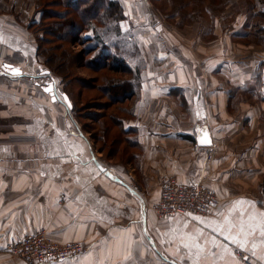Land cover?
Returning <instances> with one entry per match:
<instances>
[{
  "label": "crops",
  "instance_id": "crops-1",
  "mask_svg": "<svg viewBox=\"0 0 264 264\" xmlns=\"http://www.w3.org/2000/svg\"><path fill=\"white\" fill-rule=\"evenodd\" d=\"M40 1L0 0V67L21 69L0 73L12 81L32 79L35 68L48 73L35 60L39 44L32 23L42 17L35 13ZM118 1L125 11L137 2ZM128 15L144 24L141 15ZM211 15L179 27L169 23V34L143 27L151 35L138 44L140 87L131 98L133 118L127 120L138 156L133 169L123 166L127 175L102 172L91 140L45 84L39 85L38 108L61 105L63 123L72 120V126L66 127V143L63 138L62 146H45V158L37 157L42 163L53 159L41 175L30 152L34 106L11 101L10 115L0 114L14 125L0 128V264H27L6 248L41 226L60 241L89 246L78 257L47 264H264L259 230L264 223V21L246 26L243 12L230 25L225 12ZM22 82L23 93L29 83ZM207 133L212 143L203 144ZM36 140L43 144L39 136ZM18 149L28 158H17ZM169 176L181 182L203 179L216 194L212 211L158 214L154 206ZM241 252L251 255L250 263Z\"/></svg>",
  "mask_w": 264,
  "mask_h": 264
},
{
  "label": "rangeland",
  "instance_id": "rangeland-1",
  "mask_svg": "<svg viewBox=\"0 0 264 264\" xmlns=\"http://www.w3.org/2000/svg\"><path fill=\"white\" fill-rule=\"evenodd\" d=\"M136 1L135 6L131 5L129 6L130 8H126V15L124 18L119 19L116 15L115 20L111 18L106 20L105 24L103 23L100 25L95 23L96 27L99 29L97 34H99L102 38V41H99L98 38H94L92 42L88 43L84 42V39L86 38L84 36L92 34L91 30H85L84 35L82 33L83 39L81 38V40H76V36L70 32V30L72 31V26L74 24H71V28L67 29V36L65 38H59L53 35L54 33L57 34L60 32V29L63 30V26L66 22H72V20L79 22L81 12L78 8L75 9L72 6V9H70V7L66 5V0H41L35 9V13H42L43 18L45 19L44 22L36 25L34 24L32 27L37 38L40 35H45L47 38L39 40L42 47L41 52L38 51L35 60H37L36 62L39 63L44 70H46V68H51L52 71L49 72L47 70V74L41 75L44 71L40 73L37 68H35L33 72L36 73H34L35 75H33L32 79L29 77L21 78L23 81H27L29 83V87L27 88L28 91H24L22 93V80H10L8 76L3 75V73H10L4 70L3 65L0 67V72H3L0 73V114L3 116L10 115L9 108L11 107L12 100H17V102H20L21 104L24 103V101H30L34 106L32 114L35 137L33 147L30 152L34 153V169L35 171H40L41 175L45 174L44 172L47 170L45 167L47 160L53 159H44V162L42 163L38 161L37 157L45 158L43 155V148L45 146L50 145L51 147H55L63 145V138L66 139L67 136L66 127L72 126V120H67L66 124L68 123L69 125H65V123H63L61 113H63L64 108L61 105L56 106L50 103L47 111H40L38 107L41 105V100L38 99V97H41L40 95H42V89L39 85H49L54 81L56 91H58L60 95L61 92H66L69 97H71L70 99L74 108L72 107L71 109H68L69 111L71 110V116L77 120V123L91 140L93 147L91 152H93V154L95 153L94 156H97V159L102 161V171H105L108 167H112L116 173L124 176L127 175L128 169L125 170V167L123 166L129 163V167L128 165L127 167L129 169H133V163H136L134 158L135 156H138V149L130 146L129 144V141L135 140L134 135H127L126 132L121 131L122 125L124 128H127L128 118H133L132 111H130V114L128 115L120 112L124 106L130 108L133 106L131 101L132 97H129L124 103L116 102V100L113 99L116 98V89H113L114 92L109 94L107 89L110 86L104 83L106 79L103 77L104 74L107 76H117L119 78L117 80L120 82L124 80L126 81L127 79H135V75L134 73H126L124 71L115 72L110 68V65H115L112 60L108 58L104 59V61H106L104 66L94 69L90 64V58L93 56V53H95V50L100 52V48H102L105 51L110 52L113 55L114 61H123L126 65L132 68L133 71H136L140 70L142 65L137 49L138 44H140V41L143 39L147 40V37L151 35L147 33L148 30L151 32L152 30L163 31L169 34L168 32L170 31L171 25L169 23L178 25V27L184 26L186 22L193 21V19L196 18L198 19L200 16H205L206 18L208 16H212L211 14L213 10L225 12V20L230 25H233L235 18L243 12L248 15L246 26H250L251 23L253 24V22L258 20L264 21V19L259 16L252 18L248 10H237V3L235 0H228V2L221 5V7L217 5L219 2L215 3L210 0H205L203 2L200 0ZM185 1L187 4L181 6V2L185 3ZM104 3L106 5L107 1H104ZM127 13L141 15V17H143L144 24L142 21H134ZM54 15H60L61 18H57ZM64 18H66V22H63ZM78 25L79 24L76 23L75 26ZM144 26H146L148 30L144 29ZM50 30L52 33H50ZM233 38L235 40L237 39L235 36H233ZM248 41H251V38L243 39L244 43ZM37 43L39 44L38 41ZM92 47L97 49H95L91 54H86L85 48ZM121 68L122 67H118V69ZM34 84H37V90H35L36 87ZM114 93L116 94L113 95ZM32 94L33 98L30 99L29 97ZM26 96L28 98H26ZM122 97L124 98L125 96H122L121 94L118 96V98ZM113 101L115 105H110ZM3 103H6L7 105L3 107ZM13 127L14 125L12 124V120L0 119V128L12 129ZM46 130L49 131L47 132ZM130 130L132 131V129ZM44 132L45 134L43 135V138H41V135ZM38 136L43 140L42 145L39 144L38 140H36V137ZM64 142L66 143L67 139ZM60 149L61 148H57L56 151L61 152ZM22 152L23 151H20V149L16 151L17 158H28L25 155L20 156V154L25 153ZM50 235L55 238L51 233ZM9 255L20 258L12 255L10 252ZM26 263L28 264V262Z\"/></svg>",
  "mask_w": 264,
  "mask_h": 264
},
{
  "label": "built area",
  "instance_id": "built-area-1",
  "mask_svg": "<svg viewBox=\"0 0 264 264\" xmlns=\"http://www.w3.org/2000/svg\"><path fill=\"white\" fill-rule=\"evenodd\" d=\"M213 155V150H210L208 159H212ZM102 172L117 175L112 167ZM216 203L215 191L203 179L181 182L169 176L161 182V198L154 208L161 216L207 215ZM6 249L28 264H46L79 256L87 252L89 246L80 241H60L50 235L47 227L42 226L14 240ZM240 255L246 262H251L250 254L241 252Z\"/></svg>",
  "mask_w": 264,
  "mask_h": 264
},
{
  "label": "trees",
  "instance_id": "trees-1",
  "mask_svg": "<svg viewBox=\"0 0 264 264\" xmlns=\"http://www.w3.org/2000/svg\"><path fill=\"white\" fill-rule=\"evenodd\" d=\"M104 1H107L106 5L104 3ZM184 1V0H183ZM195 1V0H193ZM200 1H205V0H200ZM212 2H219V4H217L219 7H221V5L225 4L226 2H228V0H210ZM247 0L245 1L242 5H236V9L239 10V8H241L242 10H248L250 16H259V17H264V11H262V4H264V0ZM181 6H184L187 4V2L185 1V3L181 2ZM66 5L70 7V9H72V6L76 9L78 8L81 12V17L79 22L77 21H68L66 22V18L63 19V22H66V24L63 26V30L60 29L57 34L54 33L53 35H55L56 37L59 38H65L67 36V29L71 28V24H74L72 26V31L70 30L71 34L76 36V40H81L82 33L84 35L85 30H91L92 34H89L84 40V42H92V40L94 38H98L99 41H102V38L99 36L98 33V28L96 27L95 23H98L100 25H102L103 23L105 24L106 20L109 19H116V15L118 16L119 19H122L125 17L126 13L125 10L123 8V6L121 5V3L118 0H66ZM73 8V9H74ZM245 8V9H243ZM56 16V15H54ZM64 16V15H63ZM57 18H61L60 15L56 16ZM43 15L40 19L34 20L33 21V25L38 24V23H42L44 22ZM62 22V24H63ZM71 22V23H70ZM76 23H78V26H75ZM67 26V28H66ZM50 33H52V31L50 30ZM48 35V34H46ZM89 36V37H88ZM47 36L45 35H40L37 38V41L39 42V48L38 51L41 52V43L39 40H44L46 39ZM83 39V38H82ZM97 48H85V52L86 54H91L94 52V50ZM84 52V54H85ZM83 54V56H84ZM105 58H108L110 60H112L113 64L115 66L110 65V68L112 70H114L115 72L121 71V72H126V73H134L135 75V79H127L126 81H120L117 80L119 79L117 76H107L106 74H104V79H106L104 81L105 84H107L108 86H110L107 89V92L109 94L113 93L114 90L116 89V93H114L113 95L116 94V98H113L114 100H116V102H121L124 103L125 100L127 101L129 97H134L137 94V90L140 87V70H136L133 71L132 68H130L128 65H126L123 61L121 62L120 60L118 61H114L113 60V55L110 52L105 51L104 49L100 48V52H97V50H95V53H93V56H91L90 58V64L91 66L96 69L97 67H101L104 66V64H106V61H104ZM116 58V57H115ZM118 59V58H116ZM92 61V63H91ZM118 67H122L121 69H118ZM46 70H48L49 72H51V68H46ZM45 74V73H44ZM123 79V78H121ZM137 80V81H136ZM139 84V86H138ZM120 94L122 96H125L124 98H118V96H120ZM71 98V97H70ZM126 98V99H125ZM121 99V101H120ZM110 105H115L114 101L112 104ZM74 108V107H73ZM120 111V110H119ZM130 111H132L133 113V108L131 107H127L124 106L121 109V113H125V114H130ZM122 122V121H121ZM101 126V124H100ZM85 130V129H84ZM121 131L122 132H126L127 135H130V132H132L130 129L128 128H124V126L122 125L121 127ZM104 132V131H102ZM105 133V132H104ZM129 137V136H128ZM130 146H137V142L134 141H129Z\"/></svg>",
  "mask_w": 264,
  "mask_h": 264
},
{
  "label": "water",
  "instance_id": "water-1",
  "mask_svg": "<svg viewBox=\"0 0 264 264\" xmlns=\"http://www.w3.org/2000/svg\"><path fill=\"white\" fill-rule=\"evenodd\" d=\"M3 68L8 73H17L15 70H19V73L21 72V69L18 67L13 66L12 64L5 63L3 65ZM56 83V82H55ZM51 89V91H49ZM45 90L49 92L52 96V100L60 99L65 102V104L68 106L69 109L73 107V103L69 97V95L66 92H61V95L56 91L54 81L53 83H50L45 87ZM202 141H208V142H202ZM201 142L203 144H210L212 143V140L210 139V136L207 133V136L205 134H202V140Z\"/></svg>",
  "mask_w": 264,
  "mask_h": 264
},
{
  "label": "snow or ice",
  "instance_id": "snow-or-ice-1",
  "mask_svg": "<svg viewBox=\"0 0 264 264\" xmlns=\"http://www.w3.org/2000/svg\"><path fill=\"white\" fill-rule=\"evenodd\" d=\"M17 72V74H19V70H15ZM49 91H51V89H49ZM202 142H208V141H202ZM237 204H244V203H251V202H248V201H237L236 202ZM250 219H254V217H250ZM231 226V225H230ZM259 230H260V234L261 236H264V223H261V225L259 226ZM240 231L243 232L244 231V223L243 221H241V224H240ZM255 231V228H252V231L248 234H252L254 233ZM233 239L234 242H237L239 243V240L237 239V237L233 236L231 237ZM243 246V245H241ZM129 257H125V259H128Z\"/></svg>",
  "mask_w": 264,
  "mask_h": 264
}]
</instances>
